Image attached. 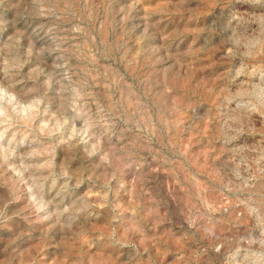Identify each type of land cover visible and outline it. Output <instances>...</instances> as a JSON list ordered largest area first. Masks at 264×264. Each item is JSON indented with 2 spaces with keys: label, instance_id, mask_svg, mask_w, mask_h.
Listing matches in <instances>:
<instances>
[{
  "label": "clouds",
  "instance_id": "clouds-1",
  "mask_svg": "<svg viewBox=\"0 0 264 264\" xmlns=\"http://www.w3.org/2000/svg\"><path fill=\"white\" fill-rule=\"evenodd\" d=\"M0 264H264V0H0Z\"/></svg>",
  "mask_w": 264,
  "mask_h": 264
}]
</instances>
